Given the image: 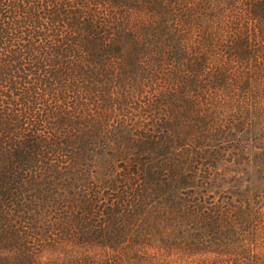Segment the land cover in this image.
<instances>
[{
  "label": "trees",
  "instance_id": "1",
  "mask_svg": "<svg viewBox=\"0 0 264 264\" xmlns=\"http://www.w3.org/2000/svg\"><path fill=\"white\" fill-rule=\"evenodd\" d=\"M0 264H264V0H0Z\"/></svg>",
  "mask_w": 264,
  "mask_h": 264
}]
</instances>
